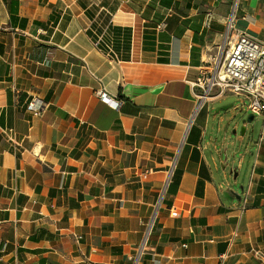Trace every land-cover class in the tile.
Wrapping results in <instances>:
<instances>
[{
    "label": "crops",
    "instance_id": "crops-1",
    "mask_svg": "<svg viewBox=\"0 0 264 264\" xmlns=\"http://www.w3.org/2000/svg\"><path fill=\"white\" fill-rule=\"evenodd\" d=\"M242 33L264 0H0V264H132L155 213L140 264H264V117L193 89Z\"/></svg>",
    "mask_w": 264,
    "mask_h": 264
},
{
    "label": "built area",
    "instance_id": "built-area-1",
    "mask_svg": "<svg viewBox=\"0 0 264 264\" xmlns=\"http://www.w3.org/2000/svg\"><path fill=\"white\" fill-rule=\"evenodd\" d=\"M235 9L228 18L227 37L232 36L235 29L234 16ZM212 14L208 15L207 23L210 25ZM236 40L230 41L221 48V56L214 62L213 66L201 71L200 77L193 85L194 96L197 99V111L206 103L213 100L214 97H226L228 94L243 98L240 109L246 108L254 116L264 117V41L259 38H253L246 33L239 34ZM102 101H110L105 90L98 92ZM119 107L121 103L112 102ZM238 109V108H237ZM42 106L36 101L31 102L28 111L39 116ZM169 181L163 188L162 195L166 193ZM246 204V202H244ZM173 214L177 215L175 209ZM157 213L147 224L145 240L138 248V252L132 258V264H140L145 254V245L147 244L151 231L155 225ZM228 255L220 257V264H225Z\"/></svg>",
    "mask_w": 264,
    "mask_h": 264
},
{
    "label": "rangeland",
    "instance_id": "rangeland-1",
    "mask_svg": "<svg viewBox=\"0 0 264 264\" xmlns=\"http://www.w3.org/2000/svg\"><path fill=\"white\" fill-rule=\"evenodd\" d=\"M213 64H214V63H213ZM212 66H213V65H212ZM212 66H211V67H212ZM226 98H227V99H226V102H225L222 106H229V105H232V108H230V109L228 110V113H225V112H224V114H225V115L233 114V113H234L233 110H234L235 112H238V114L240 115V118H243L246 122H248L249 119L251 118V116L253 115V113L247 111L246 108H244L243 111H241V110H236V108H238V109L241 108L242 103H243V98H241V97H237V96H235V95H230V94H228V97H226ZM245 109H246V110H245ZM233 115H234V114H233ZM259 118H261V116L256 117V119H259ZM241 127H242V128H241V130H240V135H242V132H243V129H244L243 126H241Z\"/></svg>",
    "mask_w": 264,
    "mask_h": 264
},
{
    "label": "water",
    "instance_id": "water-1",
    "mask_svg": "<svg viewBox=\"0 0 264 264\" xmlns=\"http://www.w3.org/2000/svg\"><path fill=\"white\" fill-rule=\"evenodd\" d=\"M245 130V129H244ZM244 130H243V132H244Z\"/></svg>",
    "mask_w": 264,
    "mask_h": 264
}]
</instances>
